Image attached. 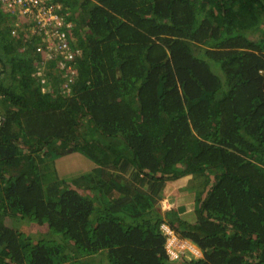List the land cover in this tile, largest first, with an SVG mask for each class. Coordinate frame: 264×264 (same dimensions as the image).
<instances>
[{"label":"trees","instance_id":"trees-1","mask_svg":"<svg viewBox=\"0 0 264 264\" xmlns=\"http://www.w3.org/2000/svg\"><path fill=\"white\" fill-rule=\"evenodd\" d=\"M59 1L67 86L0 6V264H264V0ZM211 173L193 223L161 209Z\"/></svg>","mask_w":264,"mask_h":264},{"label":"built area","instance_id":"built-area-1","mask_svg":"<svg viewBox=\"0 0 264 264\" xmlns=\"http://www.w3.org/2000/svg\"><path fill=\"white\" fill-rule=\"evenodd\" d=\"M0 6L3 11L11 13L15 18L11 34L17 37L16 28L22 26L27 31L25 38L35 36L37 38L35 53L42 55L44 61L59 59L55 68H60L65 73V76L61 77L62 83L64 86L71 84L75 76L74 55L78 51L73 50L74 48H71L67 42V31L72 29V22L67 19V13L64 15L60 13L61 2L59 0H0ZM66 90V93L70 92L69 88ZM1 122L0 118V124ZM160 231L166 238L165 250L171 261H177L186 250L196 258L201 257L198 250L193 251L187 243L180 242L166 223L160 224Z\"/></svg>","mask_w":264,"mask_h":264},{"label":"crops","instance_id":"crops-1","mask_svg":"<svg viewBox=\"0 0 264 264\" xmlns=\"http://www.w3.org/2000/svg\"><path fill=\"white\" fill-rule=\"evenodd\" d=\"M187 189H189L188 193L185 192ZM206 190L208 189L206 188ZM196 193V189L192 187V179L181 178L167 182L159 206L162 210L174 209L182 220L193 223L195 221L193 206Z\"/></svg>","mask_w":264,"mask_h":264},{"label":"rangeland","instance_id":"rangeland-1","mask_svg":"<svg viewBox=\"0 0 264 264\" xmlns=\"http://www.w3.org/2000/svg\"><path fill=\"white\" fill-rule=\"evenodd\" d=\"M44 72H46V69L45 68H42V70L39 72V77L40 78H43L44 81H49L45 76H44ZM61 162V161H59ZM61 164V163H60ZM59 164V165H60ZM65 164V167L66 168H70L72 167L73 170H80L79 172L83 171L85 172L87 169L85 167L86 165V160L83 156H72V157H69V158H65L63 161H62V165ZM69 166V167H68ZM86 169V170H85ZM208 179V180H207ZM213 180V175L212 173L208 176V178L204 177V176H195L193 179H192V187L196 189L197 193L195 194V198L194 200L196 199V197L198 196V194H201L200 191H204L206 192V185L204 184L205 182L208 181V184L210 183V181ZM189 189H187L185 192L188 193ZM191 194V193H189ZM193 196V195H192ZM194 197V196H193ZM193 209H194V206H193ZM194 216H195V213H194ZM189 223V222H188ZM6 224L9 226V227H12V228H15L18 232H26V233H29V234H32L33 230L32 229V226L30 223L28 222H23V221H19L17 223H15L14 225L12 223H10V221H6ZM177 236V235H176ZM178 237V236H177ZM33 238L35 239V236H33ZM179 238V237H178ZM179 241L182 242V243H187L189 245H192L189 241H186V240H182L179 238ZM194 246V245H192ZM195 247V246H194ZM196 248V247H195ZM197 249V248H196ZM198 250V249H197ZM199 251V250H198ZM183 255L181 256L182 258H184L185 260H190L191 258H193L192 254L190 251L186 250V251H183Z\"/></svg>","mask_w":264,"mask_h":264},{"label":"bare ground","instance_id":"bare-ground-1","mask_svg":"<svg viewBox=\"0 0 264 264\" xmlns=\"http://www.w3.org/2000/svg\"><path fill=\"white\" fill-rule=\"evenodd\" d=\"M188 246H189V248H190L191 250H193V251H196V252H197V249H196L194 246H192V245H189V244H188Z\"/></svg>","mask_w":264,"mask_h":264}]
</instances>
